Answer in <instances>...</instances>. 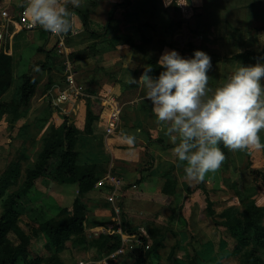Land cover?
I'll return each instance as SVG.
<instances>
[{"label":"crops","instance_id":"crops-1","mask_svg":"<svg viewBox=\"0 0 264 264\" xmlns=\"http://www.w3.org/2000/svg\"><path fill=\"white\" fill-rule=\"evenodd\" d=\"M22 2L23 0H0V4L9 3L2 6L1 10L9 9L14 20H17L23 9ZM72 10L73 27L79 33L70 36L68 44L75 49L71 55H78L74 61L80 68L81 77L78 74L77 81L78 77H95L92 85L97 89L96 94L86 93L84 87L81 90L91 98V108L98 116L93 123V132L78 136L75 150L79 153V164L99 166L95 175L104 182L81 194L74 184L39 178L28 194V199L31 200L28 205L42 206L47 215L65 218L72 212L76 198L83 204L87 213L84 231L78 237L68 239L63 251H53L59 257L60 264L69 262L66 256L70 249L83 256L105 255L96 262L82 258L75 264H107L112 261L106 256L109 254V243L114 241L112 236L115 234L121 236V247L125 249L113 259L115 263L137 264L134 254L137 255L144 246L137 237H144L146 234L152 240L149 230L160 227V224L179 221L182 217L181 207L184 208L183 219L186 220L187 207L199 205L202 199L198 191L202 190L198 189L200 182L190 181L183 167H177V157L173 153L174 144L165 136L164 126L157 122L151 110V102L142 99L145 95L142 85L126 83L128 71L138 79L146 65H151L152 70L156 63L159 66V57L167 49H175L185 58L192 57L195 50H202L211 56L209 87L214 89L240 64L264 62V0H187L186 5L179 6L173 0L167 7L164 0H84L82 7ZM80 11L88 14V26L84 25ZM4 24L6 22L0 18V29ZM7 28L11 32L7 37L10 42L8 53L13 55L14 50L16 54L13 46V43L16 45V35L25 30H15L10 24ZM35 30H39L41 35L46 33L40 27ZM47 39L50 44L52 41ZM40 47L38 46V50ZM44 48L49 49L47 46ZM130 61L132 64L128 68ZM153 71L158 70L156 68ZM33 73L35 74L34 69ZM65 89L60 88L58 97ZM81 96L71 98L72 103L67 109L64 108V112L72 116L77 128L84 130L87 105L85 98ZM112 97L121 100L122 118L115 132L104 135L107 110L105 101ZM34 107L16 125L20 127L17 137L21 138L22 149H26L28 144V132L39 130L40 140L43 141L34 160L36 163L45 146L50 144L54 133H60L63 144L64 137L61 130H52L54 125L58 126L57 115L50 118L43 130L38 128L32 118ZM5 118L7 116L3 117ZM0 128L3 129V126L0 125ZM136 129L141 131L135 145L129 146L123 134L134 133ZM260 136L264 143V130ZM48 138L50 139L47 142ZM12 140L9 138L10 142ZM226 150L227 165L222 164L218 171L209 173L202 182L205 190L211 188L216 191H210L209 197L212 201L220 196V202H226L217 212L230 204H239L248 197L255 199L257 205L264 206V149L251 152ZM25 151L29 158L28 150ZM20 159L21 152L17 157V160ZM16 162L6 168L13 169ZM251 168L259 170V184H263V187L254 182ZM171 174L175 175L176 184H169L164 191L165 181ZM111 178L119 181L118 186ZM226 182L231 183V186ZM115 190L117 195L112 200ZM230 190L234 193H230ZM187 191L192 192L188 195ZM34 192L39 193L34 196ZM116 206L120 208V219L115 214ZM166 209L169 211L167 216L164 214ZM172 210L177 211L176 216V213L172 214ZM36 216L33 214V217ZM172 224L168 226L170 230H175ZM146 241L145 238V257L147 250L152 247ZM45 242L43 240L42 243ZM133 244L137 246V250L131 251L133 258H128L130 254L126 252V248L133 247ZM144 260L147 264V260Z\"/></svg>","mask_w":264,"mask_h":264},{"label":"trees","instance_id":"trees-1","mask_svg":"<svg viewBox=\"0 0 264 264\" xmlns=\"http://www.w3.org/2000/svg\"><path fill=\"white\" fill-rule=\"evenodd\" d=\"M80 12L84 25L88 26V14L83 11ZM10 34L11 32L9 31L4 36L6 38L2 42L0 41V47L2 46L0 48V121L6 115L9 116V129L16 126L20 118L26 116L31 107L32 99L38 91L40 82L33 73L34 67L50 70L51 65L55 62H52L53 56L51 57L49 51H46L44 46H41L39 50L46 54L45 61L32 64L28 70L22 72L20 74V84L16 88V96L11 100H6L4 96L14 83V57L8 53L10 42L7 37ZM71 58L77 60L78 55H71ZM154 67L155 70L157 68L159 73L163 70L157 63ZM153 72V77L159 76V73ZM63 76L65 78V73H63ZM55 81L49 73L47 87L56 84L57 82ZM94 81L95 77L93 76L87 80L88 84L86 83L87 86L84 87L86 93L90 95L97 93V89L92 85ZM78 84L81 85L79 82ZM58 88L60 90V87L56 86V89L47 95L49 106L47 111H45V115H42L43 118L37 120L36 125L38 128H43L55 112L61 111L54 102L58 97ZM86 105L84 130L77 128L71 117L64 112L61 124L52 127L53 131L61 130L63 132L64 144L62 139H60V133H54L53 139L48 146H45L33 168L26 169V172L23 170L22 160L27 161L28 156L26 151L21 149V159L17 160L15 167L13 169L6 168L0 174V264H41L44 259L43 256L36 255L30 249V246L41 244L44 240L46 241L44 247L47 252L54 251L58 253L66 249V241L68 239L78 237L84 231V221L87 219V213L79 198L75 199L72 212L68 216L55 218L47 215L42 206H29L28 202L31 200L30 198L28 199V194L39 178L70 185L74 184L81 194L93 189L100 180L95 175L99 166L79 164V153L75 150L78 136L91 134L93 132V123L98 119V116L94 114L91 108V98L89 96H86ZM220 147L226 156L223 162V165L226 166L228 152L222 144ZM250 172L254 182L258 186L263 187V184H259V170L251 168ZM169 184H176L175 175L171 174L167 177L163 187L164 191ZM227 184L231 186V183ZM206 201L207 206L204 217L211 219L213 226L222 236L220 238L221 241L231 240L233 242L231 254L240 258L239 264H264V206L257 205L255 199L248 197L241 200L239 204H230L224 207L221 212H217L213 208V202L209 199L207 200V198ZM33 214L37 216L33 217ZM24 217L28 218L24 219ZM166 230L162 227H155V229L149 230L153 244L148 251L157 252L159 248L165 247L164 234ZM10 233L15 234L21 245L10 246L8 244L7 236ZM112 237H114V241L109 243V252L119 249L122 245V239L119 234H115ZM139 239L144 246L137 254L136 262L137 264H146L143 253L145 238L141 236ZM175 249L176 246L172 247L169 253V259L172 261L176 253ZM210 251L212 252L208 247L200 251L196 249L193 255L187 256L188 261L186 263L209 264L212 256Z\"/></svg>","mask_w":264,"mask_h":264},{"label":"clouds","instance_id":"clouds-1","mask_svg":"<svg viewBox=\"0 0 264 264\" xmlns=\"http://www.w3.org/2000/svg\"><path fill=\"white\" fill-rule=\"evenodd\" d=\"M186 5L187 0H175ZM84 0H23L21 7L28 26L62 37L73 30L74 11ZM173 0H164L165 7ZM71 5V8L69 7ZM132 61L129 62V66ZM163 69L150 75L151 65L137 79L128 71L126 83L142 85V99L151 102L157 122L174 144L177 167H183L190 181L203 182L220 169L226 159L220 145L229 151L264 149L260 133L264 130V62L240 64L214 89L209 87L211 56L202 50L185 58L167 49L158 60ZM141 129L124 133L134 146Z\"/></svg>","mask_w":264,"mask_h":264},{"label":"rangeland","instance_id":"rangeland-1","mask_svg":"<svg viewBox=\"0 0 264 264\" xmlns=\"http://www.w3.org/2000/svg\"><path fill=\"white\" fill-rule=\"evenodd\" d=\"M6 4L9 3H1L0 4V10L2 6H6ZM18 13V12H17ZM16 13V14H17ZM39 30H33L31 31H22L19 32L16 35V45L15 43H13V46L16 48V54H15V50L13 51V57H14V83L12 85V87L10 88V90L6 93V95L4 96V98L6 100H11L13 97L16 96V88L17 86L20 84L21 78H20V74L26 70H28L30 68V65L35 64L39 61H45L46 58V54L41 51L38 50V46H47L49 49V54H51L52 58V62L55 61L51 67L50 70L48 69H41L40 67H34V72L36 77L39 79L40 81V85L38 88V91L36 92V95L34 96V98L32 99V103H31V107L33 108L34 106V111H33V122L34 124H36L37 120L42 119V115H45V111H47V108L49 106V99L47 98V95L56 89V86H59L60 88H65L67 89V83H66V79L63 76V67L65 66L64 63V59L65 56L58 53L57 48L53 47V40H51L52 42L49 44V34H47L48 32L44 31L45 34H40L38 32ZM5 36V35H4ZM3 39V38H2ZM70 42V38L67 39V43ZM3 44V43H2ZM68 46L70 47L71 45L68 44ZM18 47V48H17ZM2 48V46L0 47ZM71 52H75V49L72 47H70ZM73 50V51H72ZM47 51V50H46ZM58 55V57H56ZM19 56V57H18ZM69 59L72 61L73 65H74V70L76 73V81H77V76L79 74V76L81 77L80 74V68L77 65V63L71 58V53L69 54ZM51 61V60H48ZM77 71V72H76ZM49 73L52 75L53 80H56L55 82H57L56 84H54L51 87H47V82H49ZM78 77V81L81 85V87H85L87 86L88 82L87 80L89 78H80ZM87 83V84H86ZM53 87V88H52ZM82 89V88H81ZM85 91V90H84ZM86 92V91H85ZM59 92V88L58 91ZM83 93V92H82ZM88 94L83 93L82 94V98H85L86 100V96ZM114 98V97H112ZM115 99V98H114ZM107 100V99H106ZM118 100V101H117ZM115 99V101L122 107V104L120 99ZM60 99L59 97L56 98L54 100L55 103H57V106L59 107V109L61 111L59 112H55L53 115H57L59 118H57L58 121V125L61 124V120H62V114H64V108L67 109V106L72 103L70 100L67 101H62L60 103ZM123 109V108H122ZM30 110V109H29ZM52 115V116H53ZM7 116V115H6ZM71 119L73 120L72 116H70ZM8 120H9V116H7V118L3 119V122L0 121V125L3 126V129L0 128V130L2 132H0V174L3 172L4 169H6V167H9V165L13 162H16L17 157L19 155V153L21 152L22 149V142H21V138L19 139L17 137V134L19 133V126L16 125V127L14 128H7V124H8ZM50 121V118L48 120V122ZM47 122V123H48ZM18 124V122L16 123ZM57 125V123H55ZM37 126V125H36ZM43 130V128H42ZM105 131H104V135H105ZM29 135V139H28V144L26 145V149L24 150H28V154L30 155L27 161H23V170L26 172V169L29 168H33L34 166V160L37 156V152L41 149L42 147V141L40 140L39 137V130L34 129L31 132H28ZM19 136V135H18ZM39 137V138H38ZM9 138H12L13 140L10 142ZM36 138L38 139V141H36ZM33 139H35V141H33ZM33 142V143H32ZM25 175V173H24ZM205 184L200 182L198 189L202 190V192H199L200 199H202L201 202H199L193 206H188L186 209L187 210V219L188 221H186L183 216V212H184V208L181 207L180 209V214H182V217L179 218V221L175 220V223L172 224V222H168L165 224H160L159 226L162 227L163 229H167L165 231L164 234V244L165 247H161L158 249L157 252H152V251H148L145 255L147 257L144 256V258L147 260V264H187L186 262L188 261V255H193L196 251V249L200 250H204L208 247V249H211V260L209 264H239L240 263V258H238L237 256H234L231 254V250L233 247V242L231 240L229 241H221V234L215 229V227L213 226V223L211 221V219L209 217L205 218L204 214H205V209L207 206V200L209 199L210 201H212L209 197L210 195V191L212 193H216V191L212 190L211 188H204ZM204 188V189H203ZM192 191H187V194L190 195ZM230 193H234L232 192V190L229 191ZM39 192H34V196L38 195ZM220 195V194H219ZM223 195V194H221ZM205 197V200H204ZM220 199H222V197L220 198L217 197L215 198V201L213 202V208L218 211V209L221 208V206L226 205V202L221 203ZM184 200V198H183ZM201 203V204H200ZM167 208H171V207H167ZM90 210V209H89ZM92 211V210H90ZM0 213H1V205H0ZM169 213V211L166 209L164 214L165 216H167ZM171 213V212H170ZM176 213L175 216L177 215V211H173L172 210V214ZM116 214V213H115ZM141 222V221H138ZM174 225L173 229L175 230H170L169 226L170 224ZM159 224V223H157ZM150 225V224H149ZM169 225V226H168ZM155 226V225H153ZM151 227V226H150ZM25 229H27L26 226H24ZM172 228V226H171ZM190 229H192V231H190ZM262 230V228H261ZM145 238L147 239L146 243L149 241V244H151L150 246H152L153 241L151 239H149L148 235L144 234ZM137 239H139V236L137 237ZM7 242L10 246H19L21 245V242L19 241V239L15 236V234L10 233L7 236ZM35 244V242H34ZM42 245V246H41ZM176 246L175 249V256L173 258V261L171 259H169V253L172 249V247ZM30 249L36 254V255H41L43 256V261L41 262V264H60V259L59 257L57 258V254L54 253L53 251L47 252L45 247H44V243L41 244H35L34 246H30ZM151 249V248H150ZM73 250V249H72ZM70 249V253H68V256H66V259L71 262V264H75L76 261L78 259H91L94 262H96L99 258L104 257V254H90V255H86L83 256L82 254H79L77 252L73 253ZM137 250V246L133 244V247L130 248H126V252H128L129 257H134L132 252H135ZM115 251H111L109 252V254L106 256L109 260L107 264H116L115 261L113 259H116L117 256L119 254H117L115 257H110V255ZM132 251V252H131ZM139 252V251H138ZM135 255V260L137 261V255ZM65 259V260H66ZM69 262L66 261V264H69ZM131 262V261H129ZM204 263V262H203ZM63 264V263H62Z\"/></svg>","mask_w":264,"mask_h":264},{"label":"built area","instance_id":"built-area-1","mask_svg":"<svg viewBox=\"0 0 264 264\" xmlns=\"http://www.w3.org/2000/svg\"><path fill=\"white\" fill-rule=\"evenodd\" d=\"M0 18L6 24H4V27L0 29V39L4 37V35L9 31V28H7V25L10 24L11 26L15 27V30H35L37 27H29L28 22L26 20V17L24 16V9L21 10L19 13V16L17 20H14L12 14L10 13L9 9L5 8L1 10L0 12ZM79 33V30L75 27H73V30L70 31L67 35L58 37L50 32L49 38L53 40V47L57 48L58 53L65 56L64 59V73H65V79L67 83V89H65L61 95L59 96V99L62 101L71 100V98H77L78 96L82 95V90L80 86L78 85L76 81V73L74 70V65L72 61L69 59V54L71 53V49L68 46L67 39L70 36L77 35ZM60 101V102H61ZM105 105L107 106L105 120H106V128L105 132L107 134H111L115 132V130L118 128L120 122H121V114H122V107L115 101L114 98H108L105 101ZM111 180L118 186L119 181H116L114 178H111ZM103 180H99L97 182V186H100L103 184ZM117 195V190L114 191L113 195L111 196V199L113 200L114 196ZM115 212L117 215V218H119L120 214V208L118 206L115 207ZM117 219V220H118ZM125 249L123 247H120L117 249L116 252H113L110 257H115L119 253H123ZM83 264V263H82Z\"/></svg>","mask_w":264,"mask_h":264}]
</instances>
